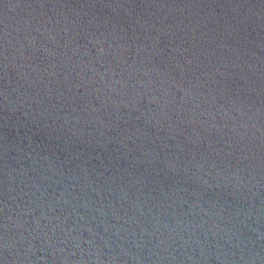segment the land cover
<instances>
[{
  "label": "water",
  "instance_id": "water-1",
  "mask_svg": "<svg viewBox=\"0 0 264 264\" xmlns=\"http://www.w3.org/2000/svg\"><path fill=\"white\" fill-rule=\"evenodd\" d=\"M0 264H264V0H0Z\"/></svg>",
  "mask_w": 264,
  "mask_h": 264
}]
</instances>
